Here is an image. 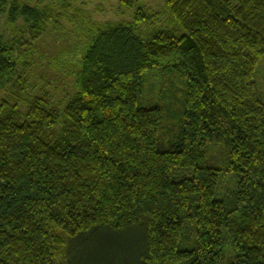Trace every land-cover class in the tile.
Masks as SVG:
<instances>
[{"label":"trees","instance_id":"obj_1","mask_svg":"<svg viewBox=\"0 0 264 264\" xmlns=\"http://www.w3.org/2000/svg\"><path fill=\"white\" fill-rule=\"evenodd\" d=\"M144 2L104 24L74 6L57 108L2 25L39 41L69 0H0V264H264V0H165V27Z\"/></svg>","mask_w":264,"mask_h":264},{"label":"rangeland","instance_id":"obj_2","mask_svg":"<svg viewBox=\"0 0 264 264\" xmlns=\"http://www.w3.org/2000/svg\"><path fill=\"white\" fill-rule=\"evenodd\" d=\"M17 3L21 6L30 5L32 7L39 6V4L56 6L58 13H64V9L59 6V0H17ZM69 3L72 9L69 11L68 16L60 21L62 26L59 24L57 30H54L55 28L53 29L51 26L39 41L33 42L31 40L22 19L15 25H10L6 16L2 25V33L7 41L15 39L28 41L32 44L31 47L22 48L25 52L32 51L29 56L35 65L28 73V92L31 95H47L49 102L57 108L64 107L75 92L74 78L69 75L73 69H69L67 65L63 66L64 71L67 72L62 73L54 70L50 65V60L53 57L55 58L60 51L79 42L83 44V38H80L77 34V27L72 21L75 15L74 6L80 7L83 11L82 15L86 12L93 21L100 24L130 21L134 12L133 9L123 6L120 0H69ZM143 5L148 7L151 14L157 15L159 27L168 22L165 0H145ZM143 28H148V25H144ZM60 65H63V63H60ZM258 74L259 87L262 92L261 97L264 100V63L260 65ZM8 97L10 96L7 90L0 92V99Z\"/></svg>","mask_w":264,"mask_h":264}]
</instances>
